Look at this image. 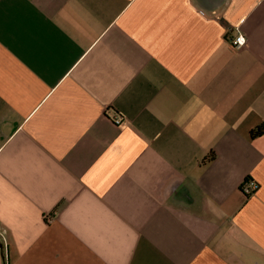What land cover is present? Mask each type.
I'll return each mask as SVG.
<instances>
[{"label": "crops", "instance_id": "crops-1", "mask_svg": "<svg viewBox=\"0 0 264 264\" xmlns=\"http://www.w3.org/2000/svg\"><path fill=\"white\" fill-rule=\"evenodd\" d=\"M263 129L264 0H0V264H264Z\"/></svg>", "mask_w": 264, "mask_h": 264}, {"label": "built area", "instance_id": "built-area-1", "mask_svg": "<svg viewBox=\"0 0 264 264\" xmlns=\"http://www.w3.org/2000/svg\"><path fill=\"white\" fill-rule=\"evenodd\" d=\"M245 43V37L242 34H237L235 37L232 38V40H230V44L233 48H241ZM119 117L115 118L113 120V122L115 124H119L120 123ZM258 188V184L257 182H255L254 180H251L249 178H246L242 184H241V191L242 193L246 196H249L251 194H253L254 192H256Z\"/></svg>", "mask_w": 264, "mask_h": 264}, {"label": "trees", "instance_id": "trees-1", "mask_svg": "<svg viewBox=\"0 0 264 264\" xmlns=\"http://www.w3.org/2000/svg\"><path fill=\"white\" fill-rule=\"evenodd\" d=\"M263 132H264V129L263 130H256V131L254 130V131L250 132V135H251V137H254V136H257ZM211 158H212V156L209 157V159H211Z\"/></svg>", "mask_w": 264, "mask_h": 264}]
</instances>
